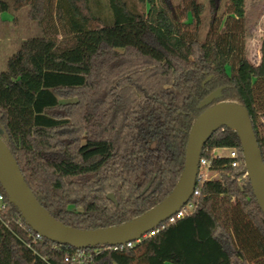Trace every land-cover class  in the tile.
Instances as JSON below:
<instances>
[{
    "label": "trees",
    "instance_id": "trees-1",
    "mask_svg": "<svg viewBox=\"0 0 264 264\" xmlns=\"http://www.w3.org/2000/svg\"><path fill=\"white\" fill-rule=\"evenodd\" d=\"M245 1L142 0L140 10L126 0H14L43 35L0 72V136L54 217L95 229L157 205L182 174L193 123L218 102L247 107L264 160V39L254 63ZM10 6L0 0V14ZM215 148H236L240 165ZM201 156L219 177L197 179L193 213L133 248L89 247L82 264H264V213L237 130L220 127ZM0 194V264H77L64 260L75 247L36 237L1 183Z\"/></svg>",
    "mask_w": 264,
    "mask_h": 264
},
{
    "label": "water",
    "instance_id": "water-1",
    "mask_svg": "<svg viewBox=\"0 0 264 264\" xmlns=\"http://www.w3.org/2000/svg\"><path fill=\"white\" fill-rule=\"evenodd\" d=\"M222 90L223 86L210 92L199 102L198 107L202 109L210 105L221 96ZM223 126L238 132L247 176L264 213V160L249 110L244 105L226 101L207 107L193 123L186 146L184 169L170 194L151 209L124 223L79 229L58 220L35 196L15 156L1 136L0 183L25 221L47 239L75 248L126 243L141 237L189 201L196 188L203 148L211 135ZM108 198L117 204L113 193H109Z\"/></svg>",
    "mask_w": 264,
    "mask_h": 264
},
{
    "label": "rangeland",
    "instance_id": "rangeland-1",
    "mask_svg": "<svg viewBox=\"0 0 264 264\" xmlns=\"http://www.w3.org/2000/svg\"><path fill=\"white\" fill-rule=\"evenodd\" d=\"M126 1L131 3L130 5H137L140 10L148 7L147 2L144 3L142 0ZM173 1L179 3L180 0ZM199 1L205 5L208 4V0ZM223 1L229 7L230 0ZM9 2L11 3L10 10L0 14V72L6 68L9 57L20 48L26 39L43 35L39 22L28 17V6L16 8L14 0H9ZM245 9L247 53L251 61L259 63L260 47L264 39V0H246ZM217 153L227 154L228 150L219 148ZM210 175L219 177L216 171L210 172Z\"/></svg>",
    "mask_w": 264,
    "mask_h": 264
},
{
    "label": "built area",
    "instance_id": "built-area-1",
    "mask_svg": "<svg viewBox=\"0 0 264 264\" xmlns=\"http://www.w3.org/2000/svg\"><path fill=\"white\" fill-rule=\"evenodd\" d=\"M219 148H215L213 150V156H227L231 158V165L233 167H238L240 165L239 161V152L236 148H223L227 149L228 153L227 154H218L217 150ZM212 159L207 158V157H202L200 158L199 161V169H198V177L197 179H211V178H216L215 176H211L210 172L216 171L212 169ZM217 172V171H216ZM218 173V172H217ZM199 194V189L197 187L194 190L193 196ZM192 196V197H193ZM192 197L189 199L187 203H185L177 212L173 213L170 215L166 220L162 221L159 225L155 226L154 228L150 229L147 231L145 234H143L141 237L128 241L126 243L122 244H116V245H111L115 250H124V249H129L133 248L134 246L137 245L144 237H150L155 234H157L161 229H164L167 225L176 223L178 220L182 219L183 217L193 213L196 208H197V203L192 200ZM3 199V195L0 194V200ZM36 237H43L40 233H37ZM64 260L67 262H72V263H77V264H82L85 262V260H92V251L91 248H76L75 251L72 253H67L64 257Z\"/></svg>",
    "mask_w": 264,
    "mask_h": 264
}]
</instances>
